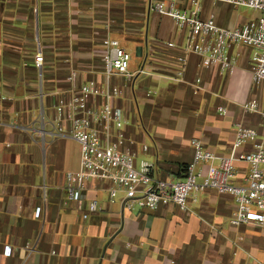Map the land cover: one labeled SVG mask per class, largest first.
<instances>
[{
    "label": "crops",
    "instance_id": "1",
    "mask_svg": "<svg viewBox=\"0 0 264 264\" xmlns=\"http://www.w3.org/2000/svg\"><path fill=\"white\" fill-rule=\"evenodd\" d=\"M149 4L0 0V264H264V227L232 225L234 198L213 188L193 192L186 210L171 202L154 211L123 210L121 193L110 201L107 180L88 182L82 207L68 199L67 174L80 169V146L57 128L68 131L70 103L89 81L99 90L91 107L103 104V88H118L112 104L126 120L123 149L137 166L152 163L159 179L185 178L193 139L229 154L242 124L264 142V118L243 108L264 97L250 71L253 49L230 50L237 61L232 72L204 68L201 57L188 52L183 80L177 81L188 29ZM176 5L190 7L187 0ZM201 5L203 18L214 17L224 27L251 20L234 15L235 7L226 3ZM110 40L132 59L128 69L107 75ZM39 52L42 69L35 63ZM144 66L151 74L137 73ZM198 78L202 89L196 92ZM246 174L240 164L236 183ZM91 200L99 208L84 218Z\"/></svg>",
    "mask_w": 264,
    "mask_h": 264
},
{
    "label": "built area",
    "instance_id": "2",
    "mask_svg": "<svg viewBox=\"0 0 264 264\" xmlns=\"http://www.w3.org/2000/svg\"><path fill=\"white\" fill-rule=\"evenodd\" d=\"M178 0H149L150 9L169 16L175 25L188 29L187 41L182 48L184 55L179 57V70L175 80L182 81L187 61L186 54L193 52L202 59L204 68L218 67L223 72H232L236 58L229 55L234 47L246 46L253 49L250 58V71L253 83L264 88V0H209L226 3L234 7H244L260 13L239 27H224L214 17L201 16L203 0H187L190 7L181 9ZM110 52L105 57L107 75L129 68L132 56L117 40L109 41ZM168 47H175L173 42ZM44 56L37 53V68L43 66ZM138 74H151L142 67ZM76 78V73L69 79ZM196 92L201 90V79L195 84ZM99 92L94 81L82 84L70 103L71 126L66 132L59 125V134L67 133L80 146V169L67 174L69 201L80 207L85 203L84 191L90 180H107L112 186L109 198L115 202L122 194L120 204L123 210H156L161 203L171 202L182 210L188 208V200L193 192L213 188L234 198L236 209L230 220L234 226L257 225L264 227V142L258 138L259 132L242 124L236 126V137L229 154H217L206 149L199 140L193 139L194 160L187 167L186 176L181 181L159 179L153 174V164L142 161L135 163L134 155L124 150L126 136L123 127L126 120L119 108L113 106L112 99L119 90L110 85L100 92L103 104L99 107L88 105L90 97ZM246 112L258 113L264 118V97L261 103L251 101L243 105ZM62 107L58 108L62 115ZM224 114L226 110L219 109ZM249 151H243L245 146ZM147 150V147H144ZM240 164L247 166V174L236 183ZM97 200L87 205V213L96 212ZM5 254H11L10 246Z\"/></svg>",
    "mask_w": 264,
    "mask_h": 264
},
{
    "label": "rangeland",
    "instance_id": "3",
    "mask_svg": "<svg viewBox=\"0 0 264 264\" xmlns=\"http://www.w3.org/2000/svg\"><path fill=\"white\" fill-rule=\"evenodd\" d=\"M231 12L243 19H253L260 16L259 12L244 7H235Z\"/></svg>",
    "mask_w": 264,
    "mask_h": 264
},
{
    "label": "trees",
    "instance_id": "4",
    "mask_svg": "<svg viewBox=\"0 0 264 264\" xmlns=\"http://www.w3.org/2000/svg\"><path fill=\"white\" fill-rule=\"evenodd\" d=\"M188 167V166H187ZM187 167H186V170H187Z\"/></svg>",
    "mask_w": 264,
    "mask_h": 264
}]
</instances>
